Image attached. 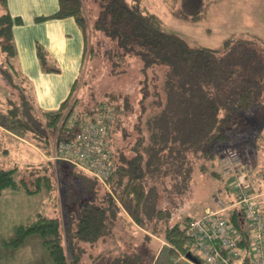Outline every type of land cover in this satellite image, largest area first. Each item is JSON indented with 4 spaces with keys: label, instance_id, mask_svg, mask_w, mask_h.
<instances>
[{
    "label": "trees",
    "instance_id": "obj_1",
    "mask_svg": "<svg viewBox=\"0 0 264 264\" xmlns=\"http://www.w3.org/2000/svg\"><path fill=\"white\" fill-rule=\"evenodd\" d=\"M166 1L173 15L187 22L206 18L212 3ZM87 2L95 10L91 16L92 28L99 36L97 42L111 52L112 71H124L135 62L141 96L138 102H129L119 92L110 91L92 108L81 109L78 97H73L78 78L62 104L38 111L39 119L30 95L21 91L18 101L12 96L13 90L9 91V127L30 130L45 153L47 131L57 134L56 145L59 140L73 138L83 118L102 105L112 106L116 113L108 129L112 170L105 182L66 160L25 168L18 172L19 177H15L16 167L0 165V193L5 189H22L29 194L44 191L64 214L62 220L58 212L50 215L38 210L28 220L16 223L4 243L16 248L37 236L50 264H139L141 255L132 238L123 243L117 240L106 248L108 242L115 241L112 237L117 223L126 218L127 211L139 220L149 201L169 183L177 193L192 194L193 175L198 168L221 177L220 170L213 168L215 146L235 137L234 127L245 115L264 107V76L256 86L231 90L232 81L244 77L245 70L238 64H227L226 57L236 45L248 41L249 36L245 38L243 33L230 34L211 47L170 28L143 0H59L57 11L46 17L72 16L76 20L84 37L82 65L88 51H93L88 48ZM5 8L6 0H0V77L10 89L21 90L23 78L11 61L16 54L13 26L20 20ZM37 52L45 69L54 68H48L41 46ZM55 171L58 184L53 179ZM55 188L60 196H53ZM193 218L164 228L163 240L172 246L171 251L188 252L184 226ZM229 218L240 234L243 262L247 263L251 252L247 223L238 208L231 209ZM95 249L98 252L93 254Z\"/></svg>",
    "mask_w": 264,
    "mask_h": 264
},
{
    "label": "rangeland",
    "instance_id": "obj_2",
    "mask_svg": "<svg viewBox=\"0 0 264 264\" xmlns=\"http://www.w3.org/2000/svg\"><path fill=\"white\" fill-rule=\"evenodd\" d=\"M143 3L150 11L158 13L170 28L190 35L207 46L215 47L219 45L222 39L230 34L243 33L245 38L249 36L248 41L236 45L226 57L227 64H238L245 70L244 77L239 76L232 81V91L235 92L247 86H256L264 76V0H223L214 2L208 16L196 22H187L176 18L170 11L166 0H143ZM85 8L88 17V48H92L93 51H88L83 65L80 56V68H77L79 71L76 74L73 72L74 66H72L73 62L71 61L73 59L69 57L71 59L69 64H60L62 73L57 75L54 73L57 71L56 66L52 64V58L43 49L48 68H54L51 70L49 68L51 74L44 77L37 75L36 71L34 81L40 83L43 94L47 93L46 89L49 93L50 91L57 92L56 98L52 96L49 99L54 104L58 101V96H64L63 100L60 98L62 102L66 99L72 87L69 86L64 92L66 84L71 83L73 85L78 78L73 97H78V106L81 109L92 108L105 99V93L110 91L119 92L121 97L125 96L129 102H138L141 93L139 91L140 84L138 83L139 75L136 72V63L129 64L124 71H112L111 52L106 51L107 46L104 43L99 44L97 42L99 36L92 28V16L95 13L93 4L87 2ZM23 30L26 35L34 37L36 41L42 44L46 41L40 31L23 29L22 27L17 32ZM253 36H257L259 39L251 38ZM13 42H15L14 39ZM17 54L16 49V54L11 57L14 64L17 60ZM21 84L24 86V81ZM22 86L21 90L18 88L10 89V86L0 77V121L7 126H9V115L6 110V100L9 91L13 90L12 96L18 101H20L21 91L27 95L32 94L29 87L24 86L25 88H22ZM62 93L64 94L61 96ZM37 115L40 119V112ZM136 115L137 112L133 115L134 121L137 118ZM234 128L236 129L235 137L215 146L216 154L213 168L220 170L221 177L214 176L210 172H203L198 168L193 175L194 182L191 180L193 182L192 194L190 191L183 194L177 193L170 183L167 187L160 188L158 197L149 201L146 211L141 213L139 220H135L127 211L126 218L120 219L114 229L112 238L115 241L108 242L106 248L109 249L117 240L119 243H123L129 237L133 239L136 250L141 255L139 264H195L189 258L182 257L184 254L171 251L172 246L163 240L164 228L167 225H173L177 221L184 222L188 217H197L203 214L207 206L214 208L217 204L215 195L218 196L217 201H220L224 209L238 208L240 210V205L237 202L240 187L236 186V183L242 175L249 184V191L256 195L258 201L263 204L264 212V107L245 115ZM13 130L21 137H24L26 133V138L32 144L28 145L17 141L0 130V165L5 168L16 167L15 177H19L18 172L23 171L25 168H29V170L38 168L48 163L47 161L56 163L52 158L55 141H57L56 133L47 131L49 137L48 151L45 153L42 150L46 154L43 157L33 145L38 146L30 130ZM22 132L23 135L20 134ZM5 147L10 150L8 155L5 154L6 156L2 153ZM237 160L238 163H235ZM208 164L210 165V162ZM58 178V173L55 171L53 179L57 184ZM225 184H227V187ZM156 187L158 191V185ZM104 188L109 190L107 187ZM56 195L60 196V191L58 192L57 188L53 191V196ZM26 196L19 201L17 206L10 198L3 197L0 200V264H50L44 246L37 236L29 238L23 245L16 248L9 247L4 243L12 235L11 221L19 219V214L24 213L22 210L26 206L32 205L34 207L35 204L39 205L41 203L40 210L44 209L50 215L58 212L61 219L64 220L60 205L54 207L55 199L48 196L46 192ZM56 209L57 211H55ZM16 210L19 214L16 216L17 218H14L13 214ZM146 233L150 236H146ZM94 252H98V249L92 251L93 254H95ZM97 264H100V262ZM102 264H105V262Z\"/></svg>",
    "mask_w": 264,
    "mask_h": 264
},
{
    "label": "built area",
    "instance_id": "obj_3",
    "mask_svg": "<svg viewBox=\"0 0 264 264\" xmlns=\"http://www.w3.org/2000/svg\"><path fill=\"white\" fill-rule=\"evenodd\" d=\"M115 113L112 106L102 105L92 114L86 115L73 138L56 143L53 160L71 162L105 182L112 170L108 129ZM236 186L240 187L237 202L251 240L250 260L243 262L240 234L229 218L231 208L224 209L215 195L216 206L207 207L203 214L190 219L184 226L188 252L199 260L195 264H264L263 204L249 191L244 175L239 177ZM182 256L186 257V254Z\"/></svg>",
    "mask_w": 264,
    "mask_h": 264
},
{
    "label": "crops",
    "instance_id": "obj_4",
    "mask_svg": "<svg viewBox=\"0 0 264 264\" xmlns=\"http://www.w3.org/2000/svg\"><path fill=\"white\" fill-rule=\"evenodd\" d=\"M221 1L223 0H212V3L221 2ZM58 8H59V0H6V8H5L6 12H8L14 19L20 20L18 22H15L13 26V39L15 40L14 44L18 53L14 67L16 72L19 73V75L23 78L24 86L29 87L31 89L32 94L30 96H31L32 104L35 110H37V112L40 110H51L54 108H58L64 98V96L63 97L58 96L59 99L61 98L62 100L60 99L61 100L60 101L58 99V101L55 104L52 103V101L49 99L52 96L56 98L57 92L50 91L49 93L46 89L47 93L43 94L41 91L40 83L38 81L36 82L34 81V76L36 74V71H37V75H41L43 77L48 74H51L49 70L45 69L41 64L37 52L38 46H41L46 52L49 53L50 58H52L51 59L52 64L56 66L57 72L54 73L57 75H61L62 73V71L60 70V64H64V65L69 64V60H71L69 57H71L74 60L71 61L73 62L72 66H74L73 72L75 74L77 71H79L78 69L80 68L79 67L80 56L82 57L83 60V48H84L83 31L80 28L79 24L76 22V20L72 16H66L61 18L46 17L55 13ZM22 27L23 29L26 28V29L42 32V35L46 40L44 44L36 41V39L32 36L26 35L24 30L17 32V30L22 29ZM69 86L70 87L72 86L71 83L66 84L64 88V92ZM63 94L64 93H62L61 96ZM8 127L9 126H7L6 124L0 121L1 131L7 133V135L12 137L13 139H16L17 141L23 142L24 144L32 145L28 140V138H26L25 135L26 133L25 134L23 132L20 133L22 135L24 134V137H21L14 132L15 130ZM33 145L35 146V148H37L38 153L41 156L45 154L39 145L38 146H36L35 144ZM2 153L4 154V156L8 155V153H10L9 148L5 147L2 150ZM28 194L29 193L25 192L22 189H5L2 193H0V200L3 197H5L6 199L10 198L16 203L17 206L19 204V201L22 200L23 197H27L26 195ZM42 203L44 204L45 202ZM40 207H41V203L39 205L35 204L34 207H32V205L31 206L29 205V207L26 206V208L22 210L24 212L23 214L18 213L20 218L17 220L13 219L11 221L12 222L11 234H13V228L16 223L28 220L30 216H32L36 211L40 210ZM18 214L16 210L13 214V216H15L14 218H17L16 216Z\"/></svg>",
    "mask_w": 264,
    "mask_h": 264
},
{
    "label": "water",
    "instance_id": "obj_5",
    "mask_svg": "<svg viewBox=\"0 0 264 264\" xmlns=\"http://www.w3.org/2000/svg\"><path fill=\"white\" fill-rule=\"evenodd\" d=\"M186 257L189 258L190 260L194 261V262H199L198 258L196 256H194L192 253L187 252L186 253Z\"/></svg>",
    "mask_w": 264,
    "mask_h": 264
}]
</instances>
